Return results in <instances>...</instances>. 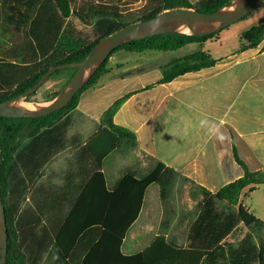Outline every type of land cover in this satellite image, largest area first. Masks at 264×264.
<instances>
[{"label": "trees", "instance_id": "obj_1", "mask_svg": "<svg viewBox=\"0 0 264 264\" xmlns=\"http://www.w3.org/2000/svg\"><path fill=\"white\" fill-rule=\"evenodd\" d=\"M54 1L64 18H68L72 14L82 23H86L88 13H91L92 18L98 20L99 36L92 41H87L72 28L63 27L62 29L60 25L49 50H41V55L33 52L34 56L30 58L23 56L20 43L10 40L11 45L1 52L0 64L20 59L19 61L25 64L32 62L36 65V70L24 79L14 82L7 90H1L0 102L27 91L51 67L84 59L99 40L135 21L134 18H130V13H124L118 8L117 1L120 0H106L107 2L82 0V4H77L73 0ZM231 1L201 0L198 6L192 7L193 5L188 0H161L139 19H150L164 7H192L210 13ZM41 2L42 0H0L2 13L0 31L2 34H6L10 30V34L15 35L32 24ZM112 17L115 20L112 21ZM101 27L105 29L103 33ZM219 33L220 31L202 35L164 33L124 43L110 54L94 76L64 108L37 118L0 116V190L5 204L9 232L6 264H22L25 260L20 246H14L15 241L12 234L16 230L17 233L25 235L23 230L26 225H24L23 217H20L19 204L26 192L25 188L29 183L35 182L40 172V158L42 155L44 156L45 152V144H39L40 135L45 129H57L59 137L65 136L67 128L72 124V112L79 105L81 95L93 88L100 77L107 72L110 58L120 51L131 53H140L146 50L174 52L191 43H199L202 46L203 43L218 38ZM242 36L246 40L244 49L256 47L264 36V23L245 31ZM29 48H32L31 44ZM216 62L217 60L208 51L199 48L183 56L172 58L162 68L161 82H169L185 73L213 66ZM63 70H58L55 73ZM31 96L26 98V101H30ZM123 100V97L119 98L105 111L102 126L85 142V149L95 162L94 174L65 214L54 221V226L50 228L54 246L62 259L65 262L68 260L77 261L78 264H264V247L261 240V243L258 244L249 236L238 245H233L221 243L222 238L216 239V236L205 239V241L202 238L209 224L218 218L219 213L216 212L218 199L221 200L232 193L238 194L254 179L256 183H264V174L259 171H249L239 158L235 148L234 156L237 162L243 166L244 175L238 180L224 185L215 193L199 185L204 193V208L192 230L195 235L191 239L195 242L190 247L179 246L166 240L163 235H158L143 250L133 254L123 253L122 245L126 234L140 214L148 187L154 183L163 185L168 179L178 175L176 169L160 161L144 177L138 178L133 173L127 172L119 181L117 188L113 191L107 189L102 171L104 159L123 143L136 144V134L128 128L116 124L113 120ZM62 125L65 127V131L60 128ZM27 141L29 144H24ZM51 145L60 146L62 149L66 144ZM257 176L258 178H256ZM43 188V185L37 188L34 197L42 198L45 192ZM240 215L241 221L247 225L259 229L264 227L263 222L254 214L243 212ZM37 218L35 214L31 213L24 219L30 224ZM232 227L233 223L227 227L226 234L222 233V235H227ZM78 253L82 254L81 259Z\"/></svg>", "mask_w": 264, "mask_h": 264}, {"label": "crops", "instance_id": "obj_2", "mask_svg": "<svg viewBox=\"0 0 264 264\" xmlns=\"http://www.w3.org/2000/svg\"><path fill=\"white\" fill-rule=\"evenodd\" d=\"M220 39L221 36L214 38ZM245 44L226 58L212 55L217 60L215 65L185 73L169 82H161L162 68L172 58L198 49V43L170 52L178 53L175 57L169 51L140 52V62L131 67H126L127 61L117 62L115 68L111 66L119 52L110 58L107 72L90 91L99 85L114 90L123 83L125 91L117 98L124 100L113 120L134 132L137 143L123 144L104 159L102 171L108 190L117 188L127 172L141 178L148 173L147 167L152 169L162 161L196 184L217 192L244 175L234 148L248 168V162H252L255 166L251 170L257 167L264 170V36L256 47L242 49ZM81 103L72 112L70 126L71 130L81 120L79 131L76 128L70 133L81 142L66 144L63 151H70L73 159L74 174L67 173L63 181L66 190L60 194L63 203L69 201L70 205L94 174L95 162L85 149V142L102 126L104 115L96 119L85 112L84 117L80 113L78 117ZM91 120L96 123L85 138L81 133ZM170 144L183 146L174 148L170 155H159ZM155 185L146 190L140 214L126 234L122 245L125 254L142 250L135 251V243L128 244L127 238L142 217L150 189ZM78 255L81 259L82 254Z\"/></svg>", "mask_w": 264, "mask_h": 264}, {"label": "rangeland", "instance_id": "obj_3", "mask_svg": "<svg viewBox=\"0 0 264 264\" xmlns=\"http://www.w3.org/2000/svg\"><path fill=\"white\" fill-rule=\"evenodd\" d=\"M102 1L107 2L106 0ZM160 1L161 0H120L119 2L117 1V6L122 12L130 13V18L132 17L135 21H138L141 20L139 18L147 10L153 9L155 4ZM188 1L193 5L192 7H195L199 5L201 0ZM73 2L82 4V0H73ZM168 8L179 7H164L161 11ZM37 9L34 22L20 33L18 32L12 35L10 34V30H8L6 34H2L0 31V55L6 47L11 45L10 40H15V42L21 44V51L25 57H33L34 53L41 55V50H49L57 34V28L60 25L62 29L63 27L72 28L78 35L87 41L96 39L100 34V29L97 26L98 20L92 18L91 13H88V21L82 23L72 14L68 18H64L54 0H42ZM111 20L113 21L115 18L112 17ZM1 21L2 13L0 11V23ZM262 23H264V2L256 10L248 14L246 18L220 30V35H218L221 36L220 41H215L214 39L209 40L205 42L206 46L205 43L202 44L205 48L203 46V48L200 47L201 45L198 43L199 48L208 51L214 57L226 58L231 52L238 51L239 48L246 43V40L242 36L245 31ZM101 31L103 33L105 29L101 27ZM30 44L32 48H29ZM242 49H244V47ZM169 54L172 53L169 52ZM171 56H178V53H173ZM19 60L0 64V91L7 90L14 82L24 79L36 70V65L32 62L25 64ZM121 61H127L124 62L128 63L126 67L137 65L140 62L139 54L121 51L117 53L111 66L115 68L117 62ZM108 67L109 63L107 65V70ZM74 72L75 70L73 69H65L59 73H54L50 76L48 81L30 97V101L26 102L35 105H46L56 97L58 92L66 84L67 79ZM107 76L110 75L108 74ZM105 79L106 77L103 79L104 81H102V83L105 82ZM8 83H11V85H8ZM124 91L123 83H120L114 90H106L103 89L102 85H99L98 89L95 91H90V89L89 91H85L81 95L80 103H82L80 106L81 108H79L77 112V116L79 113V115H82V113L88 112L96 119L99 118L102 113H105L108 107L118 100L117 97L122 95ZM91 121L92 122L83 130V133H81L85 138L90 135L96 123V121ZM80 123L81 120L77 121L75 127L71 130L70 126L66 130L62 125L60 128L62 131L66 130L65 136L62 135L59 137L57 129H55L56 131L45 129L40 135L41 138L39 139H41V141H39V144H45L44 156L42 155L40 158V172L35 182L29 183L28 187L25 188L26 192L23 194V198H21L19 204L20 217H23L24 225H26L23 230L26 236L17 233L16 230L12 234L15 241L14 246H20L25 257L22 264H78L77 261L68 260L65 262L62 259L60 253L54 246L53 237L51 236L50 228L54 226V221L64 215L70 207L69 201L63 203L64 199H62L60 195L66 190L63 181L67 178V173L74 174V171H72L73 159L70 155L71 152L63 153L66 145H63L61 149L60 146L51 144H80L81 139L79 138V140L75 135L70 134L71 132L73 133L76 128L79 131L78 125H80ZM24 144H29V141ZM179 146H183V144L167 145V149L160 150L161 154L159 155H170L172 150L174 148H179ZM240 157L243 160V157ZM251 163L252 162H248V168L245 162L246 168L249 171H259L264 174L262 167L251 170L255 166ZM147 169L148 172L151 170L148 167ZM256 178H258V176ZM42 185L44 186L43 189H45V192L42 198L38 199L34 197V194L37 191L36 189ZM155 186L156 187L150 189L143 215L129 232L127 243H135V245H133L134 250L139 251L148 247L158 235H163L169 242L183 247H190L195 242V240L191 239L192 236L194 237L195 235L192 230L204 208V193L202 189L193 180L179 172L178 175L171 177L163 185L156 183ZM74 192L75 190H72V193ZM72 193L70 195L71 198L74 197ZM52 195L58 199H55ZM216 212L219 213V215H217L218 218L214 219L209 224L207 231L202 237L203 241L216 236V239L222 238L221 243L238 245L250 236L258 244L261 243V240L264 247V227L259 229L249 226L241 221L240 215L243 212L252 213L264 224V183H256L254 179L251 183L244 186L238 194L235 195L232 193L230 196H225L221 200L218 199ZM31 213L35 214L38 218L29 224L24 218L29 217ZM231 223H233V227L227 232V235H225L226 229ZM222 233L225 234L222 235Z\"/></svg>", "mask_w": 264, "mask_h": 264}, {"label": "water", "instance_id": "obj_4", "mask_svg": "<svg viewBox=\"0 0 264 264\" xmlns=\"http://www.w3.org/2000/svg\"><path fill=\"white\" fill-rule=\"evenodd\" d=\"M263 2L264 0H232L231 3L210 13L192 7L168 8L150 19L132 22L99 40L84 59L51 67L27 91L0 102V116L12 118L47 116L67 106L118 46L164 33L202 35L220 31L246 17ZM63 69L76 71L52 101L43 106L23 103L26 102V98L37 92L50 76ZM8 243L6 209L0 190V264L7 263Z\"/></svg>", "mask_w": 264, "mask_h": 264}, {"label": "bare ground", "instance_id": "obj_5", "mask_svg": "<svg viewBox=\"0 0 264 264\" xmlns=\"http://www.w3.org/2000/svg\"><path fill=\"white\" fill-rule=\"evenodd\" d=\"M24 104H28V105H33V104H30V103H26V102H23ZM36 106V105H35Z\"/></svg>", "mask_w": 264, "mask_h": 264}]
</instances>
